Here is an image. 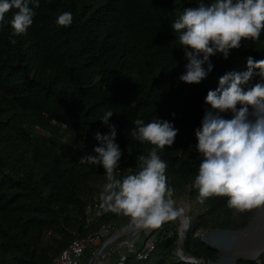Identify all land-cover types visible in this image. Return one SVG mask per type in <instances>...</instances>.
<instances>
[{
  "label": "trees",
  "instance_id": "obj_1",
  "mask_svg": "<svg viewBox=\"0 0 264 264\" xmlns=\"http://www.w3.org/2000/svg\"><path fill=\"white\" fill-rule=\"evenodd\" d=\"M37 2L25 34L11 27L15 9L0 26V264H52L75 240L108 225L114 231L132 225L128 217L99 207L105 169L80 164L82 157L95 155L97 132L110 135L101 121L108 110L114 113L109 123L116 126L115 143L122 151L118 178L138 172L137 156L154 147L131 135L136 119L167 121L178 130L171 147L158 149L168 164L172 198L196 201L203 209L194 220L189 215L183 251L217 260L218 252L200 241L201 234L243 229L257 209H229L227 197L198 202L192 184L202 157L195 132L211 110L205 99L220 78L246 72L248 57L264 60V32L259 40H242L227 59L216 52L209 58L213 70L190 85L179 80L190 61L170 25L185 8L210 6L215 0ZM65 12L72 14L73 23L60 26L57 18ZM260 80L254 75L245 90ZM221 115L232 118L230 111ZM151 236L155 249L138 257L147 239L143 234L123 264H196L180 256L179 232L171 221ZM92 256V249L86 250L83 264ZM238 264H264V253Z\"/></svg>",
  "mask_w": 264,
  "mask_h": 264
},
{
  "label": "clouds",
  "instance_id": "obj_2",
  "mask_svg": "<svg viewBox=\"0 0 264 264\" xmlns=\"http://www.w3.org/2000/svg\"><path fill=\"white\" fill-rule=\"evenodd\" d=\"M34 7H39L37 0H0V26L6 23V14L15 9L11 27L16 34H25L34 22ZM72 23L70 12L57 18L60 26ZM170 26L179 34L180 45L190 61L179 80L199 84L213 70L209 58L216 52L227 59L231 50L240 48L242 40L260 39L264 32V0H215L210 6L188 7ZM247 67L243 73H226L219 87L206 96L205 103L211 110L205 111L201 127L195 132L196 150L202 159L192 184L198 190L200 204L211 197H227V207L241 213L264 210V60L248 57ZM257 74L260 82L245 90ZM229 111L232 118L225 119L221 114ZM113 115L108 110L101 118L110 135L97 132L95 155L80 159V164L105 169L107 182L99 205L102 212L122 214L143 229H157L183 217L185 210L175 206L173 189L168 185V164L158 153V149L174 144L178 130L167 121L145 124L136 119L131 135L154 147L148 155L137 156L138 172L118 178L122 151L115 143L116 126L109 123Z\"/></svg>",
  "mask_w": 264,
  "mask_h": 264
},
{
  "label": "water",
  "instance_id": "obj_3",
  "mask_svg": "<svg viewBox=\"0 0 264 264\" xmlns=\"http://www.w3.org/2000/svg\"><path fill=\"white\" fill-rule=\"evenodd\" d=\"M183 218V219H182ZM182 228L179 231L178 252L186 261L196 264H238L240 261H256L264 253V210L255 212L250 223L240 230L214 229L205 231L200 241L217 251L219 257L215 261L200 260L184 253L183 246L187 238L191 219L187 216L179 218ZM144 230L130 225L122 229L123 234H131ZM92 258L88 264H95Z\"/></svg>",
  "mask_w": 264,
  "mask_h": 264
},
{
  "label": "built area",
  "instance_id": "obj_4",
  "mask_svg": "<svg viewBox=\"0 0 264 264\" xmlns=\"http://www.w3.org/2000/svg\"><path fill=\"white\" fill-rule=\"evenodd\" d=\"M144 230L123 234L122 229L114 231L113 225L105 226L84 239L73 241L67 249L63 250L53 260L52 264H83L84 254L88 249H92V258H96L95 264H123L126 254L136 250L143 234H145L147 239H145L143 251L139 253L138 257H147L155 249L156 238L151 236L153 229H147L143 233ZM172 234L173 232L169 233V235ZM117 252L122 254H120L116 263H113L112 257Z\"/></svg>",
  "mask_w": 264,
  "mask_h": 264
},
{
  "label": "rangeland",
  "instance_id": "obj_5",
  "mask_svg": "<svg viewBox=\"0 0 264 264\" xmlns=\"http://www.w3.org/2000/svg\"><path fill=\"white\" fill-rule=\"evenodd\" d=\"M172 199L175 201V206L177 208H184V210H185V214L184 215L187 216V217H189V215H190L192 220L195 219V217L197 216L198 213L203 211V209L197 205L196 201H192V200H189L187 198H183V199H180V200H177V199H174V198H172ZM171 222L177 227V230L179 232L180 229L182 228V225H183L182 221L178 218L177 220L171 221ZM146 230L147 229H145L143 231V233ZM148 230H150V229H148ZM120 254H122V253L117 252V253L114 254V256L112 257L113 258V263H116V260L119 258Z\"/></svg>",
  "mask_w": 264,
  "mask_h": 264
},
{
  "label": "bare ground",
  "instance_id": "obj_6",
  "mask_svg": "<svg viewBox=\"0 0 264 264\" xmlns=\"http://www.w3.org/2000/svg\"><path fill=\"white\" fill-rule=\"evenodd\" d=\"M183 219V218H182Z\"/></svg>",
  "mask_w": 264,
  "mask_h": 264
}]
</instances>
